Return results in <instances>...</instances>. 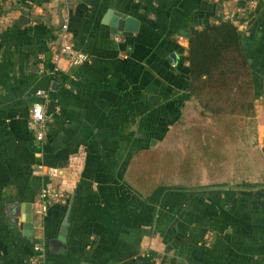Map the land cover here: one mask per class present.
Instances as JSON below:
<instances>
[{
  "label": "crops",
  "instance_id": "0c3cea01",
  "mask_svg": "<svg viewBox=\"0 0 264 264\" xmlns=\"http://www.w3.org/2000/svg\"><path fill=\"white\" fill-rule=\"evenodd\" d=\"M243 1L0 0V264H29L38 242L45 264H264V92L254 100L256 155L246 175H202L187 190L148 195L123 176L130 151L162 137L186 102L191 32L232 18L264 58V0H245L249 15ZM107 10L133 16L136 29L110 32ZM63 18L88 59H58L53 77L40 74L37 54L51 51ZM257 73L264 84V65ZM36 88L48 90L52 116L41 142L28 118ZM46 182L65 199L38 217ZM64 217V245L53 247Z\"/></svg>",
  "mask_w": 264,
  "mask_h": 264
},
{
  "label": "trees",
  "instance_id": "16d2710c",
  "mask_svg": "<svg viewBox=\"0 0 264 264\" xmlns=\"http://www.w3.org/2000/svg\"><path fill=\"white\" fill-rule=\"evenodd\" d=\"M244 1L243 14H252ZM248 38L229 17L208 20L188 35L186 102L162 137L134 147L124 165V178L140 193L168 186L187 190L202 175L214 179L233 164L249 171L256 155L254 100L264 92L257 69L264 58L255 59L256 39ZM42 52L48 65L51 51Z\"/></svg>",
  "mask_w": 264,
  "mask_h": 264
},
{
  "label": "built area",
  "instance_id": "2783aa9c",
  "mask_svg": "<svg viewBox=\"0 0 264 264\" xmlns=\"http://www.w3.org/2000/svg\"><path fill=\"white\" fill-rule=\"evenodd\" d=\"M257 0H248V5L252 7ZM66 20L63 18L59 25L58 40L52 45L51 54L48 59V65L44 60L43 52L37 54L36 70L40 74H46L53 77L58 72V59H64L68 65H77L83 61H87L88 55L75 48L67 38ZM65 87L69 83L64 82ZM34 95L37 100L31 102L28 107V118L34 125V138L41 142L45 139L47 134V125L51 120V111H48L50 97L46 88H36ZM58 105H53V112L58 111ZM33 174L44 173V165L37 161L31 166ZM65 199V192L59 184H52L50 182L43 183L37 192L35 202L33 204V212L38 217H41L46 208L51 204L62 203ZM211 234L209 231H204L202 240L205 244L208 243ZM29 264H45L44 263V246L41 243L33 245V252L29 258Z\"/></svg>",
  "mask_w": 264,
  "mask_h": 264
},
{
  "label": "water",
  "instance_id": "95a60500",
  "mask_svg": "<svg viewBox=\"0 0 264 264\" xmlns=\"http://www.w3.org/2000/svg\"><path fill=\"white\" fill-rule=\"evenodd\" d=\"M107 14L109 16L107 22L109 23V30L110 32H118L121 30H130L133 31L136 29L137 20L131 16L126 15L122 12H110L107 10L105 19L107 17ZM31 216L30 214H26L25 216V222L23 223V226L28 227L31 223ZM66 226H67V218L64 217L61 221V224L58 229V234L54 237L49 239V242L52 244L53 247H57L58 245H64L65 240V234H66Z\"/></svg>",
  "mask_w": 264,
  "mask_h": 264
},
{
  "label": "rangeland",
  "instance_id": "374dc122",
  "mask_svg": "<svg viewBox=\"0 0 264 264\" xmlns=\"http://www.w3.org/2000/svg\"><path fill=\"white\" fill-rule=\"evenodd\" d=\"M251 129L249 127L246 128V133H247V136L246 138H248V142H250V140L252 139L251 138ZM251 157H253V154L251 155ZM249 171H246L245 172H242L241 170H237L235 167H234V164L231 165L229 168H228V176L230 175L231 178H237V177H241L243 175H246ZM241 174V175H240Z\"/></svg>",
  "mask_w": 264,
  "mask_h": 264
}]
</instances>
